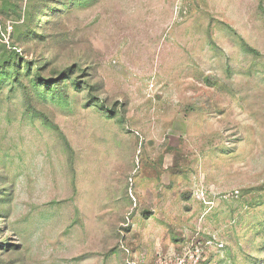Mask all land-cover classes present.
Masks as SVG:
<instances>
[{
    "label": "rangeland",
    "instance_id": "obj_1",
    "mask_svg": "<svg viewBox=\"0 0 264 264\" xmlns=\"http://www.w3.org/2000/svg\"><path fill=\"white\" fill-rule=\"evenodd\" d=\"M0 264H264V0H0Z\"/></svg>",
    "mask_w": 264,
    "mask_h": 264
}]
</instances>
